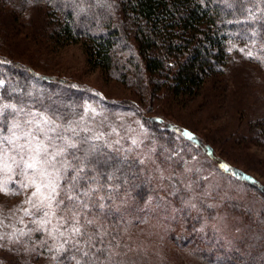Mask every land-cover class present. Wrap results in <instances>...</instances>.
I'll return each mask as SVG.
<instances>
[{"label": "trees", "instance_id": "trees-1", "mask_svg": "<svg viewBox=\"0 0 264 264\" xmlns=\"http://www.w3.org/2000/svg\"><path fill=\"white\" fill-rule=\"evenodd\" d=\"M36 3L46 7L55 38L83 40L89 61L115 79L132 81L142 93L152 87V95L163 91L194 94L206 79L224 71L237 46L244 53L253 51L249 45L254 51L264 48V0H0V10L22 12ZM0 61H6L0 64V79L5 81L0 89L5 98L0 103L20 101L26 110L41 108L56 119L80 117L83 109L75 97L81 95L80 90L64 86L57 78L43 77L31 66L2 54ZM118 104L130 107L126 102ZM63 124L68 126V122ZM148 126L161 132L156 125ZM76 129L82 137H92ZM180 135L174 141L161 138L168 148L162 165L172 173L167 188L155 181V176L161 179L162 175L149 167L150 162L143 165L140 158L120 153L100 139L83 145V150L94 146L89 151L92 175L110 189L106 192L110 199L103 201L105 209L93 211L89 218L103 225L109 234L105 246L111 241V250L119 254L111 264L145 263V257L132 250L134 228L152 207L164 202L180 214L158 220L168 224L171 232L176 227L187 244H195L194 250L204 253L207 263L264 264V186L215 155L200 137ZM200 154L227 179L229 188L210 189L212 183L202 178V166L194 159ZM226 215L235 217L227 226L223 225ZM157 231L160 238L168 230ZM41 233L34 237L37 248L53 255L41 247L39 242L46 239ZM52 243L49 240L45 247ZM72 255L69 252L55 264H75Z\"/></svg>", "mask_w": 264, "mask_h": 264}, {"label": "rangeland", "instance_id": "rangeland-1", "mask_svg": "<svg viewBox=\"0 0 264 264\" xmlns=\"http://www.w3.org/2000/svg\"><path fill=\"white\" fill-rule=\"evenodd\" d=\"M8 10H0V54L31 66L43 77L57 78L64 81V86L81 91V95H75L83 109L80 117L70 121L69 118L56 119L57 123L68 122V125L79 127L81 132L90 129L92 137L99 136L114 150L140 158L143 165L150 162L149 167L162 175L161 179L154 175L155 181L166 188L172 173L170 167L162 165L166 163L168 148L166 140L161 138L168 136L174 141L186 132L200 137L210 145L215 155L264 186L263 47L254 51L255 48L249 45L253 50L249 58V52H241L242 46H237L224 71L206 79L194 94L163 91L152 95V87L147 88L149 92L142 93L132 81L124 83L115 79L89 61L83 40L72 42L66 37L55 38L48 11L42 4L29 5L22 12ZM119 102L129 103L130 107L121 106ZM86 108L89 109L87 112ZM158 118L161 123L156 122ZM148 123L156 125L161 132L150 130ZM205 158L203 154L194 157L202 166V178L206 177L208 183H212L210 189L223 185L229 188L227 179L217 173ZM20 179L22 177L17 183L9 184L17 194L0 193V215L5 217L6 225L27 230L26 226L36 227L28 223V217H24L25 224H20L17 218L23 215L21 211L11 216L32 191L21 189ZM164 204L152 207L148 216L134 228L132 250L145 257L147 262L142 264H209L203 252L194 250L195 244H187L184 237L179 236L176 227L171 232L168 224L158 220V217L166 220L180 214ZM225 217V226L235 220L234 215ZM165 227L168 231L164 237L155 235L157 230ZM3 230L11 232L13 228ZM40 232L45 235L43 230L33 232L30 239L19 245L5 242V246L0 248V264H55L52 254L45 255L37 248L34 237ZM26 245L35 251L25 252Z\"/></svg>", "mask_w": 264, "mask_h": 264}, {"label": "snow or ice", "instance_id": "snow-or-ice-1", "mask_svg": "<svg viewBox=\"0 0 264 264\" xmlns=\"http://www.w3.org/2000/svg\"><path fill=\"white\" fill-rule=\"evenodd\" d=\"M248 56L251 58L252 53ZM3 63L6 61H0ZM4 86L5 81L0 79V89ZM4 98L0 93V100ZM185 134L191 138L190 133ZM92 139L100 137H82L70 124L57 123L47 110H26L20 101L0 103V193L17 194L9 184L22 177L20 188L32 191L11 216L21 211L18 223L25 224L24 217H28V223L36 226H26L25 230L6 225L5 217L0 215V248L5 242L19 245L33 232L43 230L46 239L39 243L43 250L53 253L54 261L64 260L72 252L70 259L75 264H111L112 258L119 255L111 250V241L105 246L109 234L103 225L97 226L96 219L89 218L93 211H103V201L110 199L106 195L110 189L106 190L92 175L89 151H94V146L83 150V145ZM220 167L229 170L226 164ZM8 227L13 231L3 230ZM49 240L53 241L51 247H45ZM24 251L35 249L26 245Z\"/></svg>", "mask_w": 264, "mask_h": 264}]
</instances>
